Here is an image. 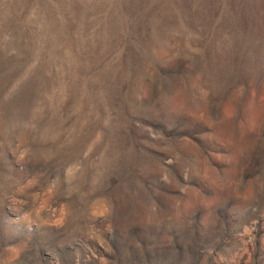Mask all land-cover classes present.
Listing matches in <instances>:
<instances>
[{"label": "rangeland", "instance_id": "1", "mask_svg": "<svg viewBox=\"0 0 264 264\" xmlns=\"http://www.w3.org/2000/svg\"><path fill=\"white\" fill-rule=\"evenodd\" d=\"M0 264H264V0H0Z\"/></svg>", "mask_w": 264, "mask_h": 264}]
</instances>
